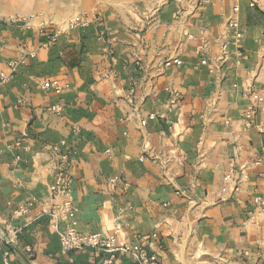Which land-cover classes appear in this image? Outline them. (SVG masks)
<instances>
[{
  "label": "crops",
  "instance_id": "0c3cea01",
  "mask_svg": "<svg viewBox=\"0 0 264 264\" xmlns=\"http://www.w3.org/2000/svg\"><path fill=\"white\" fill-rule=\"evenodd\" d=\"M157 4L52 43L0 17V230L23 226L0 264L4 250L11 264H107L65 250L55 219L36 217L60 201L63 155L80 231L140 244L155 264H264V0ZM109 264L138 263L118 252Z\"/></svg>",
  "mask_w": 264,
  "mask_h": 264
},
{
  "label": "built area",
  "instance_id": "2783aa9c",
  "mask_svg": "<svg viewBox=\"0 0 264 264\" xmlns=\"http://www.w3.org/2000/svg\"><path fill=\"white\" fill-rule=\"evenodd\" d=\"M177 2H182V0H175ZM252 5H254L252 3ZM239 11V6L234 7V15L229 20V26L235 32V37L241 39L243 33L239 29V19L237 17V12ZM13 22L29 24V19L16 18L12 20ZM88 24V19L85 16L78 15L72 19L69 24L66 26L68 28H75L79 26H86ZM41 31L44 34H47L48 42L52 43L56 40L58 31L52 29L49 26L41 25ZM34 55V52L31 53ZM25 59V56L21 57ZM173 62L182 63V60L178 57L173 58ZM170 62H167L169 64ZM15 63H11V67ZM10 77V73L0 67V90L2 86L7 82ZM45 88H54L56 92L60 93L63 89L61 85L56 80H46L43 83ZM254 97L262 102L264 97L258 93H254ZM252 110V108L250 109ZM252 111H250L248 116ZM145 122V121H143ZM67 161V156H62L61 164L57 172L56 180L50 185V193L52 200L60 198V201H57L52 204V206L37 214L36 217H41L44 214H49L56 221L55 226L57 227L58 236L60 243L65 250H79L85 248H91L97 251H103L108 253L110 256L105 260V263L109 264L115 258L116 253H126L138 264H155L157 262V257L155 255H150L147 250L140 244H127L119 243L116 235H104L99 232L94 233H84L80 231L77 227L76 221V211L77 207L74 204L72 195H71V183L69 179L65 177V162ZM258 202L263 203L261 198L256 199ZM35 206V202H29L27 204L20 205L13 211V218H19L22 215H25L30 211V209ZM61 219H69L70 223L66 227L60 229L59 222ZM23 226H14L6 231L0 230V248L4 244L16 245L19 240V234L22 231ZM25 252L28 257H32L33 248L30 245L25 247ZM3 261L4 264H11L10 261V250H4L3 252Z\"/></svg>",
  "mask_w": 264,
  "mask_h": 264
},
{
  "label": "rangeland",
  "instance_id": "374dc122",
  "mask_svg": "<svg viewBox=\"0 0 264 264\" xmlns=\"http://www.w3.org/2000/svg\"><path fill=\"white\" fill-rule=\"evenodd\" d=\"M160 0H0V17L13 20L29 19L31 25H46L57 31L66 29L78 15L85 16L88 24L104 17L132 19L134 13L146 15L158 7Z\"/></svg>",
  "mask_w": 264,
  "mask_h": 264
}]
</instances>
